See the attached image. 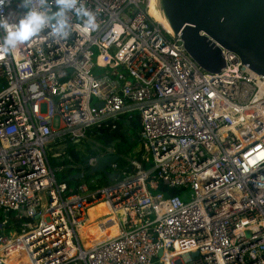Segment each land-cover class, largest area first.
Here are the masks:
<instances>
[{
  "label": "built area",
  "instance_id": "2783aa9c",
  "mask_svg": "<svg viewBox=\"0 0 264 264\" xmlns=\"http://www.w3.org/2000/svg\"><path fill=\"white\" fill-rule=\"evenodd\" d=\"M64 3L0 0V264H264V77L221 46L225 66L203 70L149 0ZM29 10L39 33L6 44ZM122 114L140 119L132 171L69 191L46 148Z\"/></svg>",
  "mask_w": 264,
  "mask_h": 264
},
{
  "label": "water",
  "instance_id": "95a60500",
  "mask_svg": "<svg viewBox=\"0 0 264 264\" xmlns=\"http://www.w3.org/2000/svg\"><path fill=\"white\" fill-rule=\"evenodd\" d=\"M159 4L174 35H180L186 53L203 70L215 74L225 66L221 46L264 77V0H159ZM118 159L115 154L98 156L92 168L113 182L105 169Z\"/></svg>",
  "mask_w": 264,
  "mask_h": 264
},
{
  "label": "trees",
  "instance_id": "16d2710c",
  "mask_svg": "<svg viewBox=\"0 0 264 264\" xmlns=\"http://www.w3.org/2000/svg\"><path fill=\"white\" fill-rule=\"evenodd\" d=\"M107 126L101 129L99 132L95 133L97 136L99 143L103 145H113L116 153L122 157L125 153H131L132 149L139 143V130H140V119L138 114H122L115 121L107 122ZM130 133H133V137L130 136ZM67 154L70 155L73 163L69 164L67 161H55L56 158H51L53 166L56 167H67L66 171H60L56 173V178L58 180H64L67 184V187L70 191L71 183L75 182L76 187L85 184V182H89L91 176L89 175V165L87 164V160L90 156L95 155L93 151L88 152L87 156L81 155V153L76 152L74 148L67 147ZM55 159V160H53ZM76 174H81L82 176L79 178L73 177ZM94 177H101L99 175H95ZM109 180L106 182L108 183ZM105 183V184H106ZM95 186L91 185V189H94ZM76 188V189H77ZM160 191H164L167 195L177 194L176 190L166 191L164 188L159 187ZM75 192V191H74Z\"/></svg>",
  "mask_w": 264,
  "mask_h": 264
},
{
  "label": "rangeland",
  "instance_id": "374dc122",
  "mask_svg": "<svg viewBox=\"0 0 264 264\" xmlns=\"http://www.w3.org/2000/svg\"><path fill=\"white\" fill-rule=\"evenodd\" d=\"M59 1L60 0H58V2ZM103 67L104 66H102V65H98L95 68L94 71L96 73H99V72H101L103 70ZM109 67H111V66H109ZM130 136L133 137V133H130ZM97 144H99V146ZM49 146H50L51 150L46 148L49 158H51V154L52 153H55L58 156L56 157V160L55 159H53V160H55V161L65 160L69 164H72L73 161H72V159H68V157L64 154L65 151H67V147L68 146L72 147L74 149H79L82 157L83 156H87L88 152H91V151H93V153L95 155L96 154H102V153H104L106 151V147L113 148L114 149V153L117 154L113 145H103V144L99 143V140H98L97 136L95 134L91 133V132H88L86 134V137H85V139H83L82 142L61 144V145H58V148H56V149L53 148V144L52 143ZM138 150H140V152L143 150L141 141H139V143L132 149L131 153H125V154L122 155V157H120L117 154L119 156V159L117 160V165H118V169L117 170H113L109 166L106 167L105 170L113 178L112 179L113 181L118 179L121 176V171L122 170L128 168L130 171H132L133 168L130 165V159L131 158H135V153H136V155L139 154ZM50 161H51V159H50ZM51 165L53 166L52 162H51ZM53 167H56V166H53ZM66 169H67V167H64L63 171H66ZM89 175L91 176V179L89 180L90 183L84 181V183H86V185L84 184L82 186V189L83 188L85 189V187H87L89 190H92L93 189V188L91 189V185H92V186H95L94 189L97 190L100 187H102L104 185V183H106L109 180L108 176L105 173L96 172L92 168V166H89ZM95 175H99L101 177V179L99 177H94L93 178V176H95ZM76 188L77 187L75 185V182L71 183L70 191L71 192L77 191L78 188L77 189ZM41 197H42V201L44 203L45 198H44V194L43 193H41ZM109 213H110L109 208L105 205V203L104 202L99 203L96 206H94L93 208H91L90 213H89V221H88V223L92 222L93 220H96V219L102 217L103 215L109 214ZM95 225H96L95 223H92L88 227H89V229H91ZM86 233H87V231L86 232L84 231V235Z\"/></svg>",
  "mask_w": 264,
  "mask_h": 264
},
{
  "label": "clouds",
  "instance_id": "9594fccd",
  "mask_svg": "<svg viewBox=\"0 0 264 264\" xmlns=\"http://www.w3.org/2000/svg\"><path fill=\"white\" fill-rule=\"evenodd\" d=\"M61 4L65 7H71L70 4H65L64 0H60ZM47 19L46 15L37 11H27L25 12L15 23L14 26H10L6 31L4 38L6 44H23L32 37L36 36L41 26ZM8 49L4 46H0V53L6 55L8 54Z\"/></svg>",
  "mask_w": 264,
  "mask_h": 264
},
{
  "label": "bare ground",
  "instance_id": "6f19581e",
  "mask_svg": "<svg viewBox=\"0 0 264 264\" xmlns=\"http://www.w3.org/2000/svg\"><path fill=\"white\" fill-rule=\"evenodd\" d=\"M149 2H150L149 12L153 16L155 21L157 23H159L162 26V28L165 29L168 33L174 34L172 27L170 26L168 20L166 19L164 13L161 10L159 0H149ZM88 221H89V219H88ZM95 227H96V225L94 227H92L91 229H89V231L95 232V230H94ZM101 240L102 239H99V237H96V238H92L91 242L96 243V242L101 241Z\"/></svg>",
  "mask_w": 264,
  "mask_h": 264
}]
</instances>
